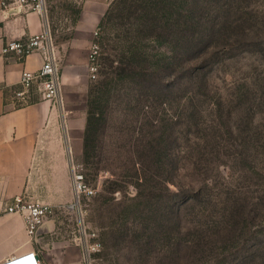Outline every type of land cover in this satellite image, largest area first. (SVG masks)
I'll use <instances>...</instances> for the list:
<instances>
[{
    "label": "rangeland",
    "instance_id": "rangeland-1",
    "mask_svg": "<svg viewBox=\"0 0 264 264\" xmlns=\"http://www.w3.org/2000/svg\"><path fill=\"white\" fill-rule=\"evenodd\" d=\"M46 1L61 72L70 59L86 62L76 70L88 84L77 96L81 111L87 113L89 90L99 80L107 78L116 87L99 153L85 166L82 140L81 152L74 156L96 189L87 201L86 217L98 229L101 247L88 264H264V0H187L188 7L209 1L212 12H200L199 19L207 28L220 22L214 9L224 6L232 8L234 24H242L246 31L232 29L233 46L227 50H222L221 38L215 41L220 44L208 46L207 61L202 62L190 49L181 58V67L189 68V73L179 78L174 77L175 71L162 78L149 76V83L119 80L105 65L108 42L102 43L97 79L89 75L87 58L95 31L102 41L104 33L95 25L79 28L76 11L100 15L111 0ZM245 41L257 45L246 48ZM146 47L151 54L165 48L154 40L146 42ZM203 64H207L201 76L204 84L199 88L197 80L190 79V70ZM166 82L173 90L169 94L157 89ZM150 83L156 89L149 91ZM194 111L199 116L195 125L189 123ZM151 130H171L176 138L170 151L176 159L173 176L177 183L170 184L169 190L163 186L162 168L145 167L150 180L136 184L130 156ZM106 178H117L123 190L108 193L107 201L103 198L98 203L95 198ZM191 188H199L197 200L189 197ZM135 196L138 200H133ZM148 197L154 205L167 199L170 213L161 224L155 209L145 230L134 233L140 220H133L138 215L123 211L133 203L145 208ZM107 230L113 232L106 238Z\"/></svg>",
    "mask_w": 264,
    "mask_h": 264
},
{
    "label": "crops",
    "instance_id": "crops-1",
    "mask_svg": "<svg viewBox=\"0 0 264 264\" xmlns=\"http://www.w3.org/2000/svg\"><path fill=\"white\" fill-rule=\"evenodd\" d=\"M96 10V7H92ZM83 11L78 27L99 26L105 13ZM43 29L37 12H0V49L7 41L17 40ZM38 53L23 61L0 55V206L25 194L52 205L72 199L71 159L81 152L87 113L81 111L78 94L88 88L79 66L69 60L62 68L61 103L37 100L18 105L13 96L19 88L24 69L38 70ZM76 96V97H74ZM40 253L45 264H81L80 249L59 236L56 219L45 223L38 240L28 234L24 219L16 213L0 214V264L30 252Z\"/></svg>",
    "mask_w": 264,
    "mask_h": 264
},
{
    "label": "trees",
    "instance_id": "trees-1",
    "mask_svg": "<svg viewBox=\"0 0 264 264\" xmlns=\"http://www.w3.org/2000/svg\"><path fill=\"white\" fill-rule=\"evenodd\" d=\"M185 2L187 0H111L98 26L104 33L103 41L100 36L101 45L103 42H108L110 46L109 53L105 56L106 67L110 68L119 80L129 82L140 80L143 83H149V76L162 78L164 73L170 74L172 71L177 73L174 74V77L179 78L182 73H189V68L185 70L181 67V58L185 57L190 49L202 62L207 61L209 56H205V54L208 53V46L217 45L221 42L222 50H227L229 45L233 46L231 39L234 34L232 29L241 27L243 31H246L242 24H234L235 21L231 19V7L226 9L224 6H217L214 9V17H220L221 20L218 24L207 28L199 19L200 14L207 15L206 12H212L208 7L209 1L202 4L203 7H188ZM80 12V10L76 11L75 21H77ZM246 35H249L248 32ZM220 38L221 41L215 43ZM150 40H154L159 46L165 47L164 50L158 51L157 54L149 53L146 42L148 43ZM244 45L246 48H250L256 46L257 43L245 41ZM206 65L203 64L190 70V79L193 81L196 79L195 83L199 88H202L204 84V81L201 83V76L204 74ZM112 83L113 81L103 78L89 90L87 121L83 137V164L85 166L91 162L93 156H97L99 153L102 136L108 126V104L113 91L116 89ZM168 84L169 82L159 84L157 89L169 94L173 90H169ZM148 85L149 91L156 89V87L151 86V83ZM166 88L169 92L164 90ZM138 100L140 101L139 98ZM195 117L198 118L199 116L198 112L195 114L194 111L189 123L195 125ZM150 125L155 127L156 123L151 120ZM168 131L164 130L162 133L157 130L149 131L148 136L143 139L144 142H141V147L138 146L136 150L132 151L131 165L134 168L138 186L150 180L147 175L145 176V167L150 169L162 168L163 172L161 171V173L165 172L162 182L167 190L170 189V184L177 183L176 175L173 176L176 159L172 155L173 152L171 154L170 151L176 138L173 131ZM191 189L193 192L189 197L197 200L199 188ZM122 190L123 187L117 178H106L102 191L98 193L95 201L99 203L103 198H105L104 201H107L108 193L114 194ZM137 198L139 197L135 196L133 200H138ZM148 199L150 202L145 208H140V204L133 203L123 211L124 215L129 211H135L138 215L133 220H140V222L137 221L139 223H136L137 228L134 229V233L145 230L147 219L151 217V213L156 211L155 209L160 212L158 221L161 224H163L166 215L170 213V204L167 199H162L155 205L151 197ZM96 210L99 212L97 207ZM111 232L113 230H107L103 234L107 238ZM103 242L105 244V238Z\"/></svg>",
    "mask_w": 264,
    "mask_h": 264
},
{
    "label": "built area",
    "instance_id": "built-area-1",
    "mask_svg": "<svg viewBox=\"0 0 264 264\" xmlns=\"http://www.w3.org/2000/svg\"><path fill=\"white\" fill-rule=\"evenodd\" d=\"M20 13L34 11L43 17V29L17 40L7 41L0 49V55L6 59L18 61L38 53L42 64L38 70L24 69L19 79V88L13 96L18 105L29 104L37 100L59 101L62 104L61 65L55 50L52 33L47 20L46 0H0V12ZM96 40L90 46L87 68L92 79L96 80L100 64L102 45L100 32L95 31ZM70 186L72 199L67 203L52 205L36 200L25 194L15 196L10 202L0 206V214L16 213L23 217L30 237L38 240L40 231L49 220L59 222V236L64 241L76 245L80 249L81 264H88L101 247L99 231L93 228L86 217V204L95 194L85 179L80 165L71 159ZM37 256V258L35 257ZM3 264H45L40 253L30 252Z\"/></svg>",
    "mask_w": 264,
    "mask_h": 264
},
{
    "label": "clouds",
    "instance_id": "clouds-1",
    "mask_svg": "<svg viewBox=\"0 0 264 264\" xmlns=\"http://www.w3.org/2000/svg\"><path fill=\"white\" fill-rule=\"evenodd\" d=\"M35 257L37 258V256L35 255Z\"/></svg>",
    "mask_w": 264,
    "mask_h": 264
}]
</instances>
